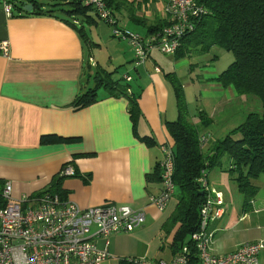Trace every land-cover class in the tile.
<instances>
[{
	"label": "crops",
	"instance_id": "0c3cea01",
	"mask_svg": "<svg viewBox=\"0 0 264 264\" xmlns=\"http://www.w3.org/2000/svg\"><path fill=\"white\" fill-rule=\"evenodd\" d=\"M4 1L0 0V41H8L9 55L0 53V179L12 182L15 198L31 196L44 190L66 164L62 170L70 167L75 174L62 178L63 198L82 208L112 203L145 213L140 227L111 236V257L101 264L137 257L170 261L176 253L171 246L176 226L168 232L163 227L175 209L179 189L175 188L177 197L174 192L163 210L151 204L149 196L161 190L162 146L173 144L166 122L178 116L169 76L183 87L180 79L152 53L143 65L134 66L133 51L126 42L107 58L94 59L90 50L100 46V40L93 30L103 22L93 9L74 18L63 11L21 15L14 10L7 16ZM39 1L44 8L68 2ZM165 1L149 0L138 9H122L115 13L116 20L146 36L150 28L167 21ZM171 56L173 60L165 59L178 60ZM126 73L131 76L129 90L137 96L139 113L134 121L127 99L98 85L101 78L123 81ZM209 84L216 92L229 91L214 97L219 115L237 94L231 87L222 88L214 81ZM95 88V101L74 107L78 96ZM208 116L211 123L216 120L213 114ZM191 120L199 122L197 115ZM216 168L207 175L208 184L222 192L225 211L209 223L210 248L215 254H226L244 242L264 240V174L255 181L258 190L251 202L244 203L235 181ZM259 261L264 264V250Z\"/></svg>",
	"mask_w": 264,
	"mask_h": 264
},
{
	"label": "trees",
	"instance_id": "16d2710c",
	"mask_svg": "<svg viewBox=\"0 0 264 264\" xmlns=\"http://www.w3.org/2000/svg\"><path fill=\"white\" fill-rule=\"evenodd\" d=\"M67 1L52 3L50 8H44V3L39 0L4 2L10 3L12 11L17 10L21 15H53L57 11H63L74 18L77 13L83 14L85 10L93 9L85 0ZM147 1L149 0H106L114 16L122 9H138ZM201 1L207 9L206 13L194 24V29L181 38L174 53L175 59L193 51L206 53L214 47L231 52L232 62L209 80L222 88L231 87L237 95L255 97L261 107L259 111H249L223 137L213 138L210 134L206 136L205 129L211 123V118L204 110H200L197 114L199 122L194 123L187 112L181 84L169 76L176 97L178 116L175 120L166 122V129L173 141L174 183L179 189V196L175 209L163 228L168 232L176 226L171 245L176 249L175 252L182 245L192 247L191 235L198 228L199 209L204 200V195H199V178L202 174L208 175L212 168L219 167L222 159L227 157L229 168L226 172L235 181L244 203L251 202L258 190L255 181L260 174H264V0ZM26 4H31L30 10L24 9ZM136 20L142 21L139 18ZM65 21L76 24L71 19ZM166 24L167 21L163 25ZM160 27L150 28L149 34ZM98 85L107 87L115 96L125 97L130 117L135 120L139 113L137 96L128 92V82L124 79L113 81L111 78H101ZM95 94L96 88L86 90L75 99L74 107L92 103L96 100ZM61 171L53 175L44 191L56 193L63 198L60 184L64 175L60 174ZM41 192L43 190L33 196ZM117 264L132 263L121 259Z\"/></svg>",
	"mask_w": 264,
	"mask_h": 264
},
{
	"label": "built area",
	"instance_id": "2783aa9c",
	"mask_svg": "<svg viewBox=\"0 0 264 264\" xmlns=\"http://www.w3.org/2000/svg\"><path fill=\"white\" fill-rule=\"evenodd\" d=\"M97 17L111 25L117 22L106 0H85ZM7 16L11 4L3 2ZM201 0H166L163 11L167 24L146 36L130 30L114 28L113 36L126 41L133 51L134 66L143 65L152 50L174 55L180 40L194 29V24L206 13ZM0 53L9 55V43L0 41ZM93 62L92 58L89 59ZM159 71V68H156ZM123 79L129 82L131 76ZM128 92L130 90L128 89ZM204 140V137L201 138ZM160 163L161 190L149 196V202L159 210L172 198L175 163L172 146H162ZM61 175H74L66 167ZM204 195L199 209L197 230L191 235L192 247L182 245L170 261L147 257L128 259L132 264H260L264 240L247 241L232 252L215 254L210 248L209 223L222 217L225 203L222 192L211 189L207 175L199 178ZM145 220L142 209L105 203L82 208L56 193L44 191L33 196L12 194V182L0 179V264H101L111 257L109 250L113 234L140 227Z\"/></svg>",
	"mask_w": 264,
	"mask_h": 264
},
{
	"label": "rangeland",
	"instance_id": "374dc122",
	"mask_svg": "<svg viewBox=\"0 0 264 264\" xmlns=\"http://www.w3.org/2000/svg\"><path fill=\"white\" fill-rule=\"evenodd\" d=\"M113 17L116 20V17ZM100 26L101 27L99 29L93 30L95 33H97L96 39L98 41L100 40V46L94 45V47L91 48L90 53L94 59L103 60L104 58L108 57L110 51L120 48V46H124L126 42L113 36L114 28H119L122 30L130 29L123 27L120 22H117L115 25L103 22ZM87 31H89V29ZM156 51L158 50H152L151 55L156 58V61L164 69H170V71H174L180 79V82L183 84L182 88L183 90L185 89L183 94L188 114L190 116L197 115L199 108L205 109L208 115L213 114V117L216 120L210 123L207 127L208 129H206V131L209 132L213 138L223 137L230 129L236 127V125H238L244 119L249 111L260 110V102L255 97L235 95L237 98H234L229 103L230 105L227 106L222 113L217 115L218 109L217 105L215 104L216 101L214 100V97L216 95L224 96L228 94L229 91L222 90L216 92L217 90L215 87L209 84V82H213L210 81L209 78L217 76L229 65V63L232 62L233 54L231 52L214 47L206 53L193 51L189 55H186L176 61H169L167 59L172 58L171 55H165L159 51L156 53ZM149 59L150 58H148V60ZM157 67L158 66H155V69ZM191 80L194 81V85L192 84ZM203 105L205 106L202 107ZM222 119L224 121H222ZM218 124L219 126H217ZM219 168V172L228 174V172H226L229 168V160L227 157L222 159ZM175 195L177 197V191L175 192Z\"/></svg>",
	"mask_w": 264,
	"mask_h": 264
},
{
	"label": "water",
	"instance_id": "95a60500",
	"mask_svg": "<svg viewBox=\"0 0 264 264\" xmlns=\"http://www.w3.org/2000/svg\"><path fill=\"white\" fill-rule=\"evenodd\" d=\"M31 4H26L25 6H24V9L25 10H30L31 9ZM203 194V192L202 191H199V195H202Z\"/></svg>",
	"mask_w": 264,
	"mask_h": 264
}]
</instances>
